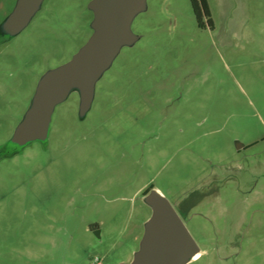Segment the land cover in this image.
I'll return each mask as SVG.
<instances>
[{"label": "rangeland", "instance_id": "rangeland-1", "mask_svg": "<svg viewBox=\"0 0 264 264\" xmlns=\"http://www.w3.org/2000/svg\"><path fill=\"white\" fill-rule=\"evenodd\" d=\"M92 1L42 0L6 33L19 0H0V264H131L155 191L199 245L185 264H264V0H208L203 25L191 0H145L87 106L72 87L20 136Z\"/></svg>", "mask_w": 264, "mask_h": 264}, {"label": "water", "instance_id": "water-1", "mask_svg": "<svg viewBox=\"0 0 264 264\" xmlns=\"http://www.w3.org/2000/svg\"><path fill=\"white\" fill-rule=\"evenodd\" d=\"M41 1L19 0L11 17L3 24L4 31L19 30L27 24ZM144 2L92 1L95 13L93 36L70 62L49 71L41 79L20 136L28 138L45 133L53 106L64 99L72 87L79 89L83 106H87L96 79L110 65L120 47L133 39L131 20L144 7ZM242 146V143L237 144L238 148ZM148 199L154 212L148 221L141 250L131 264H185L198 253V243L178 211L162 193L150 192Z\"/></svg>", "mask_w": 264, "mask_h": 264}, {"label": "trees", "instance_id": "trees-1", "mask_svg": "<svg viewBox=\"0 0 264 264\" xmlns=\"http://www.w3.org/2000/svg\"><path fill=\"white\" fill-rule=\"evenodd\" d=\"M192 6L196 15V18L198 20V23L200 25L202 24V16L205 14L206 16H210V8L208 4V0H191ZM148 192V189L145 191Z\"/></svg>", "mask_w": 264, "mask_h": 264}, {"label": "built area", "instance_id": "built-area-1", "mask_svg": "<svg viewBox=\"0 0 264 264\" xmlns=\"http://www.w3.org/2000/svg\"><path fill=\"white\" fill-rule=\"evenodd\" d=\"M92 264H103V262L101 258L95 257L92 261Z\"/></svg>", "mask_w": 264, "mask_h": 264}, {"label": "bare ground", "instance_id": "bare-ground-1", "mask_svg": "<svg viewBox=\"0 0 264 264\" xmlns=\"http://www.w3.org/2000/svg\"><path fill=\"white\" fill-rule=\"evenodd\" d=\"M198 255H199V254H198V253H196V254H195V256H194V258H196Z\"/></svg>", "mask_w": 264, "mask_h": 264}, {"label": "flooded vegetation", "instance_id": "flooded-vegetation-1", "mask_svg": "<svg viewBox=\"0 0 264 264\" xmlns=\"http://www.w3.org/2000/svg\"><path fill=\"white\" fill-rule=\"evenodd\" d=\"M7 33V32H6Z\"/></svg>", "mask_w": 264, "mask_h": 264}]
</instances>
